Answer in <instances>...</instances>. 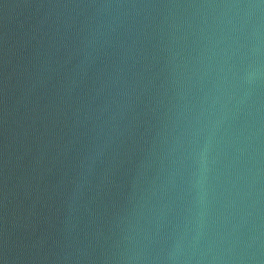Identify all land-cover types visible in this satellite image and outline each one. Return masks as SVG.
<instances>
[{
  "label": "water",
  "instance_id": "1",
  "mask_svg": "<svg viewBox=\"0 0 264 264\" xmlns=\"http://www.w3.org/2000/svg\"><path fill=\"white\" fill-rule=\"evenodd\" d=\"M0 264H264V0H0Z\"/></svg>",
  "mask_w": 264,
  "mask_h": 264
}]
</instances>
